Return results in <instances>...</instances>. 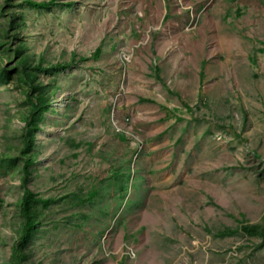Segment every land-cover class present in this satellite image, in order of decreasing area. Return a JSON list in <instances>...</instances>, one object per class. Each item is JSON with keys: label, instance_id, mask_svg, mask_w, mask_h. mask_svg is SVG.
<instances>
[{"label": "rangeland", "instance_id": "obj_1", "mask_svg": "<svg viewBox=\"0 0 264 264\" xmlns=\"http://www.w3.org/2000/svg\"><path fill=\"white\" fill-rule=\"evenodd\" d=\"M20 1L0 0V264L25 132L45 204L23 263L264 264L239 229H264V0Z\"/></svg>", "mask_w": 264, "mask_h": 264}, {"label": "trees", "instance_id": "obj_2", "mask_svg": "<svg viewBox=\"0 0 264 264\" xmlns=\"http://www.w3.org/2000/svg\"><path fill=\"white\" fill-rule=\"evenodd\" d=\"M56 1L55 0H21L20 4H24L27 6H32L35 8H47L53 5ZM26 60L24 58H20L15 62V65L12 68L21 67V72L14 71L16 78L18 81H21V77L23 78V82L21 84L23 98L28 99L31 101L32 108L35 110L36 103L41 98L37 95L34 91L35 85L31 82V77L28 73H26L24 69V65L26 64ZM56 67V66H54ZM28 125V121L25 122V126ZM29 136L25 132L23 135V146L22 150L19 152V155L22 158L21 163V175H20V184L22 186V192L18 200L15 202V206L18 210V213L21 217L19 231L16 233L12 240V244L10 246V254L14 260L15 264H25L23 263V259L26 260L25 255L20 248L21 243H25L28 239L29 235L32 233V230L35 228L37 221L35 219L36 213L34 211V206L38 203L45 204V201L37 197L36 194L30 189L28 186V180L30 176L29 165L33 162V157L31 154L25 151V148L28 147ZM7 157H0V162H4ZM240 230L243 231L247 235L252 234H260L264 239V229L258 228L256 224H246L243 221L240 222Z\"/></svg>", "mask_w": 264, "mask_h": 264}]
</instances>
